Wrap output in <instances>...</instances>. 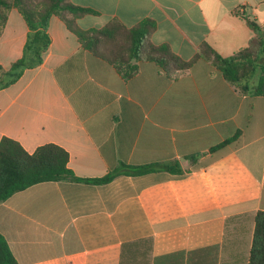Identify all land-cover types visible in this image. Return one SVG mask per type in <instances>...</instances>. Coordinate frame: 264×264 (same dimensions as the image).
Wrapping results in <instances>:
<instances>
[{"label":"crops","instance_id":"obj_1","mask_svg":"<svg viewBox=\"0 0 264 264\" xmlns=\"http://www.w3.org/2000/svg\"><path fill=\"white\" fill-rule=\"evenodd\" d=\"M70 2L96 12L77 20L83 30L151 20V42L185 61L204 43L222 57L247 46L253 31L245 17L264 33V0ZM27 33L11 9L0 36L1 74L22 57ZM48 34L42 64L0 90V140L28 153L63 148L78 180L39 183L0 204V235L18 264H127L122 244L143 238L151 249L136 264H247L254 216L264 212V95H239L202 59L176 81L152 63L125 81L82 50L58 18ZM237 132L233 143L206 154ZM174 160L182 175L82 181L121 164ZM212 246L216 255L189 256Z\"/></svg>","mask_w":264,"mask_h":264},{"label":"trees","instance_id":"obj_2","mask_svg":"<svg viewBox=\"0 0 264 264\" xmlns=\"http://www.w3.org/2000/svg\"><path fill=\"white\" fill-rule=\"evenodd\" d=\"M15 9L24 20L28 33L22 57L3 73L6 79L0 81V90L15 83L25 69L42 64L50 46L48 27L53 17L58 18L77 39L82 50L106 62L125 81L139 72L142 63L154 64L167 79L176 81L185 75L198 60L209 62L223 79L241 96L264 95V33L262 27L245 17L253 31V37L247 46L229 57H222L210 45L204 43L189 61L174 54L168 46L154 45L150 36L155 29L151 20H143L133 27H126L119 20H110L101 28L83 30L77 20L93 10L75 6L70 0H0V36L5 26L8 12ZM244 17V16H243ZM239 132L233 137L214 146L206 152L213 153L233 143ZM202 154L201 156H204ZM68 153L54 144L37 147L32 153L26 152L16 141L2 137L0 140V204L13 194L33 185L60 180H78L68 168ZM156 171H165L173 175H182L178 161L158 163L153 166L120 165V170L103 178L89 181L104 184L119 175L139 176ZM151 239L143 238L123 243L121 260L127 264H136L139 257H145L151 249ZM204 252H192L215 255L218 246H212ZM210 258V257H209ZM211 259V258H210ZM0 264H18L10 248L0 235ZM247 264H264V212L254 216V229Z\"/></svg>","mask_w":264,"mask_h":264},{"label":"rangeland","instance_id":"obj_3","mask_svg":"<svg viewBox=\"0 0 264 264\" xmlns=\"http://www.w3.org/2000/svg\"><path fill=\"white\" fill-rule=\"evenodd\" d=\"M4 79H6V77H4L3 74L0 73V81H1V80H4ZM231 232H232L233 234H236V230H234V229H233ZM239 232H240L239 235H241V230H240ZM239 232H238V233H239ZM244 233H246V232H244ZM245 237H246V236H245Z\"/></svg>","mask_w":264,"mask_h":264}]
</instances>
